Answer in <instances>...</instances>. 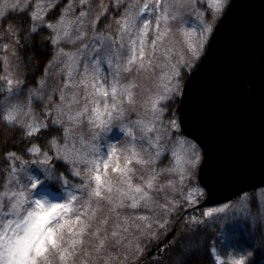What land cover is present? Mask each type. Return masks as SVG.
<instances>
[{"label":"snow or ice","instance_id":"1","mask_svg":"<svg viewBox=\"0 0 264 264\" xmlns=\"http://www.w3.org/2000/svg\"><path fill=\"white\" fill-rule=\"evenodd\" d=\"M245 6L213 168L188 102ZM0 264H264V0H0Z\"/></svg>","mask_w":264,"mask_h":264},{"label":"water","instance_id":"2","mask_svg":"<svg viewBox=\"0 0 264 264\" xmlns=\"http://www.w3.org/2000/svg\"><path fill=\"white\" fill-rule=\"evenodd\" d=\"M258 2L259 0H240L243 5L258 4ZM258 18V7L252 9L245 6L237 9L234 19L225 25L223 35L217 41L215 52L205 63L189 98L188 112L192 130L204 142L213 168L234 163L237 147L234 139L225 132L222 122L212 118L213 114L234 111L239 118L244 119L249 107L247 104L234 103V98L247 96V78L244 76L230 78L223 70V61L218 63L216 57L228 55L233 63H237L242 45L241 35L254 26L258 28ZM255 178H259L258 168ZM228 195L230 191L222 189L217 199Z\"/></svg>","mask_w":264,"mask_h":264},{"label":"rangeland","instance_id":"3","mask_svg":"<svg viewBox=\"0 0 264 264\" xmlns=\"http://www.w3.org/2000/svg\"><path fill=\"white\" fill-rule=\"evenodd\" d=\"M240 223L242 224V223H243V221L241 220V221H240Z\"/></svg>","mask_w":264,"mask_h":264}]
</instances>
